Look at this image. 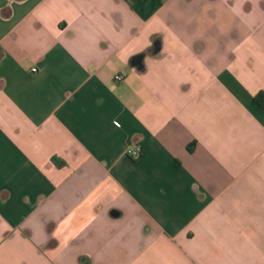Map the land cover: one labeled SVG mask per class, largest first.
I'll return each instance as SVG.
<instances>
[{"label":"crops","instance_id":"obj_1","mask_svg":"<svg viewBox=\"0 0 264 264\" xmlns=\"http://www.w3.org/2000/svg\"><path fill=\"white\" fill-rule=\"evenodd\" d=\"M0 264H264V0H0Z\"/></svg>","mask_w":264,"mask_h":264},{"label":"built area","instance_id":"obj_2","mask_svg":"<svg viewBox=\"0 0 264 264\" xmlns=\"http://www.w3.org/2000/svg\"><path fill=\"white\" fill-rule=\"evenodd\" d=\"M116 80H120L122 79V77L120 75L115 76ZM128 155L132 156V157H137L139 155V149L138 148H134V149H130L127 150Z\"/></svg>","mask_w":264,"mask_h":264},{"label":"water","instance_id":"obj_3","mask_svg":"<svg viewBox=\"0 0 264 264\" xmlns=\"http://www.w3.org/2000/svg\"><path fill=\"white\" fill-rule=\"evenodd\" d=\"M141 60H142V55L135 56L132 59V64L135 65V66L140 65L141 64ZM115 215H117V214H115Z\"/></svg>","mask_w":264,"mask_h":264},{"label":"trees","instance_id":"obj_4","mask_svg":"<svg viewBox=\"0 0 264 264\" xmlns=\"http://www.w3.org/2000/svg\"><path fill=\"white\" fill-rule=\"evenodd\" d=\"M192 145H193V142L190 143V144L188 145V149H189V150H192ZM52 161H53L54 163H56V165H59L58 162H57V159H56L55 157L52 158ZM60 165H61V164H60Z\"/></svg>","mask_w":264,"mask_h":264}]
</instances>
